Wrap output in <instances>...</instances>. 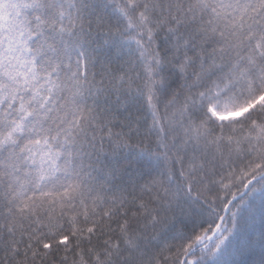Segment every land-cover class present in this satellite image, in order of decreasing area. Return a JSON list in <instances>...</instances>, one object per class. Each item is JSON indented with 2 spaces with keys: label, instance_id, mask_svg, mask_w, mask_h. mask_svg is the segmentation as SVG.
<instances>
[{
  "label": "snow or ice",
  "instance_id": "obj_1",
  "mask_svg": "<svg viewBox=\"0 0 264 264\" xmlns=\"http://www.w3.org/2000/svg\"><path fill=\"white\" fill-rule=\"evenodd\" d=\"M0 264H264V0H0Z\"/></svg>",
  "mask_w": 264,
  "mask_h": 264
}]
</instances>
